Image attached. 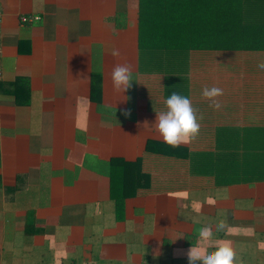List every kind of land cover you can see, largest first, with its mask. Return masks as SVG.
Returning <instances> with one entry per match:
<instances>
[{
  "label": "crops",
  "instance_id": "1",
  "mask_svg": "<svg viewBox=\"0 0 264 264\" xmlns=\"http://www.w3.org/2000/svg\"><path fill=\"white\" fill-rule=\"evenodd\" d=\"M117 3L0 0V264H188L223 243L264 264V180H225L226 145L264 129V51L175 44L152 65L137 0V42L115 57ZM117 64L132 66L123 93L105 89ZM172 92L200 124L176 147L155 121Z\"/></svg>",
  "mask_w": 264,
  "mask_h": 264
},
{
  "label": "trees",
  "instance_id": "2",
  "mask_svg": "<svg viewBox=\"0 0 264 264\" xmlns=\"http://www.w3.org/2000/svg\"><path fill=\"white\" fill-rule=\"evenodd\" d=\"M138 9L140 56L152 65L160 50L173 52L175 44L264 51V0H138ZM260 132H246L239 144L226 145V184L264 180V129Z\"/></svg>",
  "mask_w": 264,
  "mask_h": 264
},
{
  "label": "clouds",
  "instance_id": "3",
  "mask_svg": "<svg viewBox=\"0 0 264 264\" xmlns=\"http://www.w3.org/2000/svg\"><path fill=\"white\" fill-rule=\"evenodd\" d=\"M111 55L118 57L120 52L113 49ZM257 67L264 70V60L259 61ZM132 66L130 64H117L110 74L113 88L119 92H125L131 87ZM223 95V89L217 86L204 87L202 96L211 101V107L219 109L221 104L217 99ZM166 110L156 113V127L165 143L176 147L199 134L200 124L196 115V109L192 106L187 96L172 92L164 101ZM123 115H130V110H123ZM202 119V116L200 117ZM225 221L217 223V230H223ZM213 232L209 227H203L199 231V237L203 240L211 239ZM236 253L232 246L223 243L217 246L215 251L194 250L187 252L188 264H236Z\"/></svg>",
  "mask_w": 264,
  "mask_h": 264
},
{
  "label": "rangeland",
  "instance_id": "4",
  "mask_svg": "<svg viewBox=\"0 0 264 264\" xmlns=\"http://www.w3.org/2000/svg\"><path fill=\"white\" fill-rule=\"evenodd\" d=\"M117 7L120 11L126 10L128 13V26L126 29H120L116 36H113V41L118 42V50L120 52L119 57L126 55L130 52V46L132 43L137 42V0H118ZM121 19V18H119ZM108 87L112 88V82L107 81ZM132 86V83H131ZM111 87V88H109Z\"/></svg>",
  "mask_w": 264,
  "mask_h": 264
},
{
  "label": "built area",
  "instance_id": "5",
  "mask_svg": "<svg viewBox=\"0 0 264 264\" xmlns=\"http://www.w3.org/2000/svg\"><path fill=\"white\" fill-rule=\"evenodd\" d=\"M33 18H38L37 16H33ZM22 20H26L27 17L23 16L21 17ZM0 54H1V47H0ZM0 73H1V65H0Z\"/></svg>",
  "mask_w": 264,
  "mask_h": 264
}]
</instances>
